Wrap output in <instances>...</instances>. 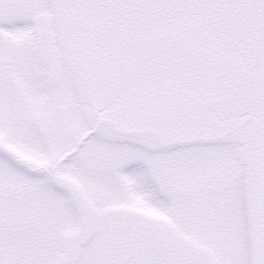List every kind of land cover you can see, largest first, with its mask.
I'll use <instances>...</instances> for the list:
<instances>
[{"label":"snow or ice","instance_id":"6c2138e0","mask_svg":"<svg viewBox=\"0 0 264 264\" xmlns=\"http://www.w3.org/2000/svg\"><path fill=\"white\" fill-rule=\"evenodd\" d=\"M0 264H264V0H0Z\"/></svg>","mask_w":264,"mask_h":264}]
</instances>
